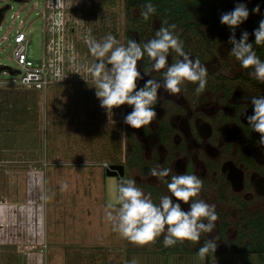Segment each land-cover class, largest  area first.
<instances>
[{"label":"rangeland","instance_id":"rangeland-1","mask_svg":"<svg viewBox=\"0 0 264 264\" xmlns=\"http://www.w3.org/2000/svg\"><path fill=\"white\" fill-rule=\"evenodd\" d=\"M55 1L43 9L44 0H0V7L7 5L0 21V264H203L199 249L165 247L160 237L137 246L113 231L105 216L107 205L116 201L119 179L105 176L99 163H121L128 143L121 134L122 109L107 113L95 95L87 72L95 58L86 37L102 41L111 34L124 45L128 22L138 10L126 15L122 0ZM214 1L230 4L229 11L248 2ZM51 12L61 17L53 20ZM198 16L187 5V20ZM48 19L60 42L46 32ZM196 27L207 41L211 32ZM16 31L24 34L25 57L34 65L42 61L45 36L56 39L78 69L70 72L79 74L76 80L42 93L8 85L18 78L2 68H18L12 58ZM217 50L226 57L224 43ZM62 183L67 191H61ZM208 264H264V254L212 253Z\"/></svg>","mask_w":264,"mask_h":264},{"label":"flooded vegetation","instance_id":"flooded-vegetation-1","mask_svg":"<svg viewBox=\"0 0 264 264\" xmlns=\"http://www.w3.org/2000/svg\"><path fill=\"white\" fill-rule=\"evenodd\" d=\"M245 4L250 15L235 30L236 38L239 39L241 33L247 31L250 34L249 42L253 43L260 60L264 61V45H256L255 37L251 35L264 18V0H248ZM257 4L260 13L252 14L251 9ZM213 5L221 13L229 12L230 4L226 2L214 1ZM132 10H138V17L131 16L134 18L128 22L129 29L124 33L125 46L129 39L143 45L155 37L160 27H168L164 23L165 19L156 14L145 21L138 8ZM199 18L187 22L195 26L202 37L203 33L196 27L197 24L211 32L207 41L200 39L198 34L180 39L184 51L193 59L198 58L208 68L205 91L197 95V85L189 82L182 86L178 95H169L163 89L159 90L155 109L157 118L149 126L135 130L125 125L122 117L121 134L128 144L121 163L99 164L104 174L109 166H120L121 177L117 174V182H121L124 175L126 179H134L137 187L146 195L151 194V199L157 204L161 196H171L167 183L172 175H197L203 180L198 198L215 205L218 215L216 227L210 234H201L198 243L185 241L175 246L184 245L194 253L206 240L216 237L215 253H240L245 257L264 254V146L259 143V134L252 130L242 115L245 110L247 115L252 114L251 99L264 96V84L250 77L248 73L252 69L242 68L231 55L232 45L228 43L231 30L222 25L219 18L210 19V28ZM175 25L174 31L179 37V29L183 31L184 27L180 28L177 23ZM223 43L226 57L217 54L218 47ZM178 59L180 57L170 51L168 63ZM151 64L147 55L138 62L141 75L146 73L138 82L139 87L147 79L162 83L164 70L152 71ZM121 109L122 116L131 111L127 106ZM111 123L119 122L111 120ZM157 166L171 168L172 171L163 180L151 177L150 169ZM173 200L176 202L174 197ZM181 207L187 211L189 206L181 203ZM159 239L163 243V235ZM210 254L203 260V264H208Z\"/></svg>","mask_w":264,"mask_h":264},{"label":"clouds","instance_id":"clouds-1","mask_svg":"<svg viewBox=\"0 0 264 264\" xmlns=\"http://www.w3.org/2000/svg\"><path fill=\"white\" fill-rule=\"evenodd\" d=\"M156 12V7L148 2L144 5L141 16L145 21ZM252 14L260 13L257 4L251 9ZM250 15L245 3H237L234 8L222 13L220 23L230 30L228 43L232 45L231 55L239 61L244 69L251 68L250 77L264 84V61L257 56L253 43L249 42V33L243 31L236 38V29L247 21ZM165 24L168 22L165 20ZM176 25L160 27L155 37L141 45L134 39H129L127 45L120 44L111 34L97 41L89 34L86 42L94 62L87 66V72L93 79L95 95L100 107L113 115V109L127 106L130 112L123 115V123L128 127L140 130L149 126L156 118L158 92L163 89L169 95H178L186 82L196 84L195 92L202 94L207 86L208 68L196 58L193 59L184 51L183 41L175 34ZM256 45H264V18L251 33ZM170 51L175 52L180 59L169 64ZM152 61L151 70L163 72V80L147 79L142 87L138 86L146 73L141 75L138 62L144 56ZM252 114L245 116L252 130L259 134V143L264 146V96L251 99ZM171 168L150 169L151 177L163 180L168 177ZM68 184L62 183L61 191L68 190ZM171 196L160 197L159 203H154L151 194H145L136 185L134 179L122 180L117 185L118 195L114 204L107 205L105 216L112 225L113 231L137 246L154 244L163 235V245L173 247L177 243L190 241L193 244L200 241L201 234L212 233L216 227L218 215L214 204L199 199L203 188V180L195 174H175L167 183ZM175 198V201L173 200ZM187 204L188 210L181 207ZM217 239H208L198 250V257L204 260L209 253H215ZM130 264H137L132 260Z\"/></svg>","mask_w":264,"mask_h":264},{"label":"built area","instance_id":"built-area-1","mask_svg":"<svg viewBox=\"0 0 264 264\" xmlns=\"http://www.w3.org/2000/svg\"><path fill=\"white\" fill-rule=\"evenodd\" d=\"M55 0H44V8H51ZM58 1V0H57ZM57 4V3H56ZM44 12V10H43ZM41 12L42 18L44 13ZM68 13V12H64ZM60 14L57 12H51L48 16L54 20L55 16H59ZM67 16V15H66ZM61 17V16H59ZM59 20V19H58ZM69 21L68 17L63 20V24ZM50 20L48 19V23H46L48 35L54 32L52 25L54 23L49 24ZM57 24V23H56ZM59 24V23H58ZM49 25V27H48ZM67 29V28H66ZM63 30V29H62ZM68 30V29H67ZM57 39L60 38L61 35L57 33ZM46 34V33H45ZM64 31H62V35H64ZM66 37V36H65ZM61 39L58 41L60 42ZM56 41V39H52L51 37L45 36V43L43 47L42 61L38 65H34L30 60L25 57V44L26 38L22 32H17L13 36L14 47L12 48V58L14 63L18 66L16 71L13 74L18 75V78H12L11 81L8 82V85H17L27 90H36L41 93L46 91L49 87L57 85V84H68L79 75H72L70 72H77L78 69L73 70V64H70L72 61L70 56L64 55L62 52V44ZM68 50V47L64 46V50ZM52 51V53H51ZM54 57V58H53ZM63 57H65V61H63ZM65 62V64H63ZM67 63V65H66ZM12 75V74H11ZM78 80V79H77ZM104 167V164L102 165ZM120 183L119 181L117 182Z\"/></svg>","mask_w":264,"mask_h":264},{"label":"trees","instance_id":"trees-1","mask_svg":"<svg viewBox=\"0 0 264 264\" xmlns=\"http://www.w3.org/2000/svg\"><path fill=\"white\" fill-rule=\"evenodd\" d=\"M126 15L132 11V8H138L139 11L144 10V5L151 2L156 7V16L165 19L170 24L177 23L179 27H184L179 34V38L187 39L188 36L197 35L203 37L196 30L195 26L187 22V5L198 10L199 20L208 28H210V19L219 18L221 12L218 7L213 5L214 0H122ZM217 1V0H216Z\"/></svg>","mask_w":264,"mask_h":264},{"label":"water","instance_id":"water-1","mask_svg":"<svg viewBox=\"0 0 264 264\" xmlns=\"http://www.w3.org/2000/svg\"><path fill=\"white\" fill-rule=\"evenodd\" d=\"M14 1H20V0H14ZM7 9V5H4L2 7H0V21L2 19V13L4 10ZM2 68H6L8 70L9 74H13L16 71L11 70L8 67L3 66ZM118 174L119 177H121V167L120 166H109L106 170H105V176L107 177H116Z\"/></svg>","mask_w":264,"mask_h":264}]
</instances>
